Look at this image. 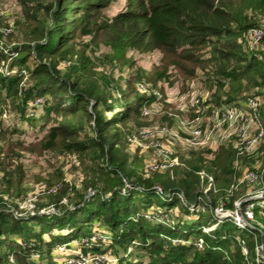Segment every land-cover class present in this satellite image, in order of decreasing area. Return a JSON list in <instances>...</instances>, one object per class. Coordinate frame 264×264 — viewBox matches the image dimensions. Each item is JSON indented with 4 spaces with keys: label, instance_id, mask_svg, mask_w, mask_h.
<instances>
[{
    "label": "trees",
    "instance_id": "obj_1",
    "mask_svg": "<svg viewBox=\"0 0 264 264\" xmlns=\"http://www.w3.org/2000/svg\"><path fill=\"white\" fill-rule=\"evenodd\" d=\"M15 1L20 32L29 40L15 48L9 73L0 71V152L5 137L11 142L28 133L16 122L6 124L7 113L16 111L32 127L48 126L36 147L18 143L11 148L16 158L0 155V264H66L65 255L73 254L68 246L58 251L59 243L84 238L94 243L82 247L83 256L96 250L117 257L116 264H264V200L242 203L243 211L253 205L254 227L219 222L214 214L237 208L248 184L240 183L236 167L240 163L241 176L254 171L255 155L227 140L216 150L205 145L189 152L172 172L148 174V154L127 142L143 118L174 128L175 116H144L158 101V87L186 91L195 83L210 92V109L242 107L253 87L264 95V35L260 50L248 36L261 27L252 19L255 12L264 16V0H248L251 12L229 0H124L115 12L120 0ZM92 46L95 53L106 48L105 66L132 69L122 74L124 85L108 70L103 79L95 71L87 76ZM134 53L161 56L152 74ZM9 56L1 51L0 64ZM21 152H41L49 164L34 172L40 186L29 193ZM51 154L66 157L64 167L55 156L48 160ZM70 169L80 170V177ZM204 171L214 179L207 194ZM125 180L133 188L123 193ZM27 197L35 208L23 212L18 201ZM51 208L54 213L41 211ZM153 211L166 219L149 220ZM102 234L111 240L104 243Z\"/></svg>",
    "mask_w": 264,
    "mask_h": 264
},
{
    "label": "rangeland",
    "instance_id": "obj_2",
    "mask_svg": "<svg viewBox=\"0 0 264 264\" xmlns=\"http://www.w3.org/2000/svg\"><path fill=\"white\" fill-rule=\"evenodd\" d=\"M230 2H235L237 4V6L245 11H249L251 12V9H249L247 7L248 5V0H229ZM125 1L124 0H120L117 3H115L114 7L111 9L113 12L124 8L125 6ZM254 15V20L255 22H257V24H259L261 27V29L264 30V16L262 13L260 12H255L253 13ZM20 16V6L18 5V3L15 0H0V18L2 19L0 22V52L1 51H5L8 50V52H13L12 56H9L8 62L6 61L4 64L3 62L0 64V71L3 72L5 71V73H9V66H10V62L13 59V57H15L18 54V50H16L15 48L20 47L21 45H23L25 42H27L29 40V37H26L25 34H22L20 32V28L21 26H18V23L22 20L17 19ZM245 16V14H244ZM250 17V16H248ZM7 21L9 22L8 25H4L7 23ZM5 29H11V31L9 33H5L4 30ZM256 50H260L261 49V44H257V45H253ZM106 48L101 47V51L100 49L98 50L97 53L95 47H89L87 50V53L91 54L94 56V63L90 65V69L92 68V70H88L87 71V76L90 77L92 76V73L95 71L98 74L96 75L97 78L99 79H103V75L102 73H106L107 70L109 73H111L112 75H115L117 77H119V81L121 82L122 85H124L125 82L122 81V74L123 75H128L132 69H127L124 67H109V66H105L104 65V58L101 57L102 55V51H105ZM98 55H100V59L99 57H97ZM134 58H136L138 65L142 64L144 66H146L149 70H150V74H152V65L155 62V60H159L161 58V56L159 54H131ZM3 64V65H2ZM68 66H65L64 62H62V64L60 65V68L65 71L67 69ZM109 68V69H108ZM104 70V71H103ZM169 70V69H168ZM170 70H172V67H170ZM22 73L27 75V70L23 69ZM27 78V77H26ZM153 79V77L151 78ZM104 80H110L107 78V76L105 77ZM143 87V85H141V88ZM261 88L259 87H253L250 89V91H248L246 94L247 98L250 97H254L257 98V103H258V108H257V113L259 114L260 117V122H261V127L264 129V95L260 94ZM156 91H158L159 93H156ZM155 94L157 96H159L161 98L160 101H155L152 103V105L146 107V109L144 110V116L145 117H151L161 114V113H165V114H170L172 116H175L176 119H185V118H192L195 114H196V110H197V106L199 103H197V100L200 99V102H204L202 106L207 107L208 104H206L207 100L209 99L210 96V92L206 89L203 88H197L196 89V85L195 83H191V86L188 90L186 91H182V89H180L179 87H175L173 89L167 90V91H163V93L161 92V89L158 87V90H155ZM244 94V95H245ZM163 99V100H162ZM41 99H38L36 103L41 102ZM13 110V107L12 109ZM145 111L147 113H145ZM209 116H210V110H208L207 108L205 109L204 113H203V119H204V124L207 126L208 120H209ZM3 119L5 120L6 124H12L14 122H16L17 125L21 126L22 128H25L26 131L28 132L25 135H18L17 137L13 139H11L10 141H7L8 137H5L6 141L3 140L4 142V147L2 149V151L0 152L1 158H16V154L17 152H13L11 151V148H14V145L18 144V143H22L23 145H27L26 147L30 146L29 148H34L37 146L38 144V140L39 138H42L44 136V134L47 131V126L48 124L44 127V128H38V124L35 127H32L34 123H29L25 120L22 119V117H20L19 113H17L16 111H13V113L10 115L9 113H7ZM177 119V120H178ZM176 122V120H175ZM141 123L143 124L142 126L134 129L138 130L140 128L143 127H151V126H161L163 124H149V120L146 118L141 119ZM177 123V122H176ZM176 127V124H174V128ZM256 128V126H253L252 129H249L251 132L254 131V129ZM130 134V133H129ZM7 135V134H6ZM228 140H233L235 147L238 148L239 150L241 148H243V145H238L239 141L241 140V137L237 136L236 134H233L232 137H230ZM264 140V138H263ZM262 140V141H263ZM227 140H223V143H225ZM222 143V144H223ZM263 142L260 143V145L251 151L252 155H255L253 157H257L258 161L254 162V171H250V172H254L258 175V180L254 181L253 183L248 184V189L246 192V195H242V197H240L239 199L236 200L235 204H236V209L234 210H224V215H222V212L220 208H216L214 211L215 216L218 218L219 222L224 221V220H233L237 225L243 224L246 227H254V225L250 222V220H252L254 218H250L247 215V211H243L242 210V203L243 202H250V201H254V200H264V144L262 145ZM210 146L212 149L216 150L218 149V147L221 145H217L215 142H209L208 144H205ZM203 145V146H205ZM187 147V146H186ZM198 149H192V148H179V151L176 152V154L181 158V160L183 158L187 159L189 157H186V155H188L189 152H195ZM60 152V151H57ZM24 156V160H25V164H26V169L27 172L29 173V179L25 184V187L27 188L28 192H31V190L39 189L40 182L36 179L35 177V173L34 172H43L44 170H46L49 167L48 161H45V159L43 157H41V152H21ZM47 154V153H46ZM44 154V155H46ZM49 156L47 159H51L50 156H55L56 159L53 161L54 163H57L58 166H63L65 165L66 162V157L61 156L60 154H51V155H47ZM189 156V155H188ZM70 160V159H69ZM70 162V161H69ZM70 165H75L77 166V161L76 158H72L71 159V163ZM240 163L239 165H237V175L239 176L238 180L240 181V179L243 178V176H241L243 169H239ZM62 167V168H63ZM246 168H251V167H246ZM80 170H71L70 169V174L73 177H80ZM82 173V172H81ZM202 176L203 178H205L206 180V176L208 175L205 171L202 172ZM210 176V175H209ZM212 176V175H211ZM128 183V180H125V184ZM127 185V184H126ZM36 186V187H35ZM207 187V186H206ZM128 187L125 186V189H127ZM26 197V196H25ZM24 197V198H25ZM251 197H257V199H250ZM32 197H27L24 200H19L18 201V206L20 207V209L23 212H29L34 210L35 208V204L33 202V199H31ZM182 198V197H181ZM21 199V198H20ZM241 203V204H240ZM13 204V203H11ZM259 206H263V204L261 203V201L259 202ZM43 206H41L40 208H42ZM247 207H251L252 205H247ZM38 208V207H37ZM44 208V207H43ZM52 209V208H51ZM47 209H42L41 211L46 212L45 214H49L47 212H50V210ZM192 210H194V208H191ZM40 211V213H41ZM252 211V210H251ZM43 212L41 214H43ZM220 213V214H219ZM253 214V211H252ZM152 217H157L158 219H166V216H164V213L161 212H156L153 211L151 214H148ZM147 216V215H146ZM248 218V219H247ZM216 226V225H215ZM215 227L212 228H207V231H211L213 230ZM205 231V229H204ZM99 239L104 240V243L111 240L110 237L102 234L99 235L98 237ZM93 239H96V235L93 236ZM65 246H68V248H71V250L69 251L71 254L70 256H66L64 257V259L66 260L65 263L69 264V261L74 262V264H116L117 261V257L109 255L108 253H99V251L96 250H91L89 254H87V256H83L81 254L82 251V247H91L93 246L94 241H91L90 238H84L80 241L77 240H72V241H67L64 242ZM64 243H59V246H63ZM69 243L71 244L69 246ZM99 246H102V243H98ZM57 249V246H56ZM59 251V249H58ZM119 252L122 251V249L118 250ZM61 252V251H60ZM118 252V253H119ZM98 258V259H97Z\"/></svg>",
    "mask_w": 264,
    "mask_h": 264
},
{
    "label": "built area",
    "instance_id": "obj_3",
    "mask_svg": "<svg viewBox=\"0 0 264 264\" xmlns=\"http://www.w3.org/2000/svg\"><path fill=\"white\" fill-rule=\"evenodd\" d=\"M10 31L11 29L4 30L5 33H9ZM263 35L264 32L261 28H253L248 32L252 45L260 44ZM5 52L10 55L13 54V52H8V50H5ZM156 93L159 92L156 91ZM160 100L161 98L158 96V101ZM197 103L199 104L196 114L192 118H177L175 128H170L166 125L143 127L128 134V144L135 151L148 154V174L168 170L172 172L176 167L180 166L182 160L176 154L180 147L183 149H199L209 142H215L217 145H220L223 143V140H228L233 134H236L241 137L238 145H243V148L240 150L251 153L262 142L264 129L261 127L260 117L257 113V98H248L242 107L210 109L208 106H202L204 102H200V99L197 100ZM206 108L210 110L207 126L204 124L203 119V113ZM145 113L147 112L145 111ZM253 126H256V128L251 132L249 129H252ZM206 177H208V185L205 188V193L207 194L214 187V179L209 175ZM256 180H258V175L254 172H248L240 179V183L250 184ZM126 184L129 189L133 188L129 183ZM56 188L51 190L53 191ZM159 190L161 191V188ZM125 192L126 189L123 190V193ZM93 194H95V191L91 190L89 195ZM180 195L183 198V195ZM220 209L223 211L222 215H224L225 209L223 207ZM251 210V207L246 208L247 215L253 218ZM54 212L55 210L52 208L47 213ZM146 217L151 221L154 219V217L148 214ZM239 226L245 228L243 224ZM205 231H207V228H205ZM58 249L61 252L65 251L66 246H60ZM69 264H74V262L69 261Z\"/></svg>",
    "mask_w": 264,
    "mask_h": 264
},
{
    "label": "water",
    "instance_id": "obj_4",
    "mask_svg": "<svg viewBox=\"0 0 264 264\" xmlns=\"http://www.w3.org/2000/svg\"><path fill=\"white\" fill-rule=\"evenodd\" d=\"M250 199H257V197H251ZM241 204V203H240ZM263 246V249H264V244L262 245Z\"/></svg>",
    "mask_w": 264,
    "mask_h": 264
}]
</instances>
